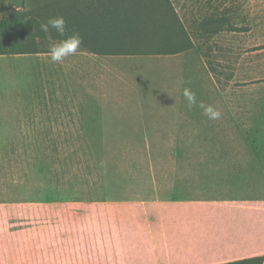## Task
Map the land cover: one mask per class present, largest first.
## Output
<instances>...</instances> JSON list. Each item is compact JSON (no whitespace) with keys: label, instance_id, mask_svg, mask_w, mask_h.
<instances>
[{"label":"crops","instance_id":"0c3cea01","mask_svg":"<svg viewBox=\"0 0 264 264\" xmlns=\"http://www.w3.org/2000/svg\"><path fill=\"white\" fill-rule=\"evenodd\" d=\"M199 24L187 28L195 47L178 53L79 49L63 64L49 52L0 54V130H119L126 166L140 168L121 189L112 180L110 190L18 209L19 229L0 224V264H220L264 255V149L249 133L262 110L244 118L238 91L221 85L195 37L207 36ZM184 87L221 118L189 110ZM21 220L37 227L29 237Z\"/></svg>","mask_w":264,"mask_h":264},{"label":"rangeland","instance_id":"374dc122","mask_svg":"<svg viewBox=\"0 0 264 264\" xmlns=\"http://www.w3.org/2000/svg\"><path fill=\"white\" fill-rule=\"evenodd\" d=\"M173 2L186 27L193 33V21L198 23L210 15H226L233 24L246 27L245 31H222L195 37L215 62V75L221 85L238 91L235 95L240 97L237 105L244 113L243 117L248 120L250 111L255 110L257 115L256 108H261V118L257 122L259 128L257 132L251 130L249 133L264 149V102L248 100L253 96H261L264 100V0ZM22 7L16 0H0V18L4 11ZM49 45L43 48H49ZM6 46L0 37V48ZM118 132L0 130V224H4L7 233L20 228L17 223L20 208L44 207L46 202L66 201L69 198L60 197L74 196L77 191L110 190L112 180L114 187L111 189L117 190L123 187L128 175L140 173V168L126 166V152L119 144L121 136ZM21 221L22 229H27L29 237L31 230L37 227L24 225L26 221ZM4 250L8 259L12 249L7 247Z\"/></svg>","mask_w":264,"mask_h":264},{"label":"trees","instance_id":"16d2710c","mask_svg":"<svg viewBox=\"0 0 264 264\" xmlns=\"http://www.w3.org/2000/svg\"><path fill=\"white\" fill-rule=\"evenodd\" d=\"M33 1V3L31 2ZM21 9L4 11L0 37L7 45L0 54L45 53L50 41L40 31L49 17L62 15L67 35L79 33L81 50L96 53H178L195 47L192 36L172 0H16ZM203 34L245 31L229 16H205L199 24ZM52 42L60 37L52 32ZM9 47V48H8ZM220 264H264L253 256Z\"/></svg>","mask_w":264,"mask_h":264},{"label":"clouds","instance_id":"9594fccd","mask_svg":"<svg viewBox=\"0 0 264 264\" xmlns=\"http://www.w3.org/2000/svg\"><path fill=\"white\" fill-rule=\"evenodd\" d=\"M40 31L45 33L50 41L48 52L49 58L53 63L63 64L67 58L77 55L83 43V38L79 33L65 35L67 32V21L62 15L49 17L46 22L40 24ZM53 31L63 38L52 42ZM180 83L184 84L185 81L181 80ZM182 94L189 110L198 107L209 120L215 121L221 118V110L211 104L198 101L196 93L191 88L184 87Z\"/></svg>","mask_w":264,"mask_h":264}]
</instances>
